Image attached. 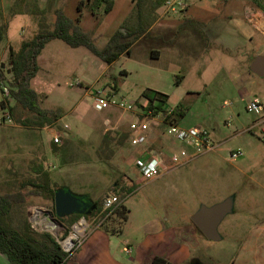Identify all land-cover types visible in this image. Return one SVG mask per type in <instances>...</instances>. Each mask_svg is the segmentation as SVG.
Returning a JSON list of instances; mask_svg holds the SVG:
<instances>
[{
	"label": "rangeland",
	"instance_id": "obj_1",
	"mask_svg": "<svg viewBox=\"0 0 264 264\" xmlns=\"http://www.w3.org/2000/svg\"><path fill=\"white\" fill-rule=\"evenodd\" d=\"M83 1L85 6L80 12V0H0L2 21L7 23L6 38L0 46L4 69L11 68L9 46L17 50L24 39L41 28L52 29L57 8L71 18L81 14L79 24L94 34L99 48L125 21L136 20L137 0H114V8L108 14L104 13L105 4L93 13V0ZM255 1L190 0V10L178 14L165 13L163 4L153 10L152 3L146 1L144 10L153 11V24L146 26L145 34L130 54L112 64L84 46L74 48L61 39L49 41L38 57L40 70L32 86L42 95V107L60 108L63 116L54 125L29 127L15 122L9 109L0 106V192L16 190L21 183L35 180V167L42 163L59 188L89 194L93 200H100L102 207L104 197L114 192L113 187L120 188L117 193L125 197L130 216L123 233L113 236L111 252L127 264H150L156 255L174 264H264V139L259 127L243 131L257 116L248 112L246 103L264 87V76L246 65L252 54L264 48V38L257 34L253 41L242 38V46L232 53L209 47L195 61L201 67L200 76L197 68H187L191 55L184 58L183 66L176 58L177 51L184 49L177 30L191 27L183 22L192 18L196 21L192 27L203 26L213 16L223 18L229 11H236L244 26L252 29L246 9L254 8ZM159 31L165 36H159ZM153 50L163 51L162 57H153ZM148 88L169 94L167 108L179 102L186 106L179 125L217 132L229 139L228 147L241 148L243 155L233 160L228 151H212L163 176L144 179L134 164L136 152L130 140L122 141V130L117 134L118 129L129 128L133 114L117 107L96 109L92 92L98 89L118 101L131 103L143 101L141 94ZM2 97L9 101L6 95ZM135 110L141 109L135 105ZM4 114L11 121L3 120ZM157 117L151 128L165 127L162 115ZM105 118L111 121L106 123ZM119 118L124 123L117 124ZM65 123L69 128L63 127ZM50 128L61 135L58 145L70 141V149L65 152L69 162L65 165L51 150ZM227 198L233 199V210L220 222L218 239H209L193 222L192 209L196 203L211 207ZM181 202L184 211L175 220L179 226L170 229L169 224L175 223L172 210L178 209ZM27 210L33 226L43 231L38 219L44 211L53 212L51 201L31 197ZM82 219L72 226L63 223L52 233L63 242L76 233ZM89 222L92 231L97 218L91 217ZM160 228H165L160 231L164 234H153ZM126 245L132 249L130 254ZM77 250L69 252L67 264L75 262L73 254Z\"/></svg>",
	"mask_w": 264,
	"mask_h": 264
},
{
	"label": "trees",
	"instance_id": "obj_2",
	"mask_svg": "<svg viewBox=\"0 0 264 264\" xmlns=\"http://www.w3.org/2000/svg\"><path fill=\"white\" fill-rule=\"evenodd\" d=\"M152 3L153 10L161 6L164 0H137L135 21H125L123 26L116 30L103 48L96 44V37L85 30L79 23L81 14L76 18L69 17L63 9H55V22L52 29L41 28L31 38L24 39L19 49L9 46L11 68L6 71L0 64V106L3 110L9 109L15 122L29 127H45L54 125L63 114L59 109L44 108L41 106L42 95L32 86V80L37 76L40 65L38 57L46 44L54 39H61L71 47H86L91 53L107 64H112L124 54H130L132 46L145 34L146 26H151L155 16L151 9L144 10L145 2ZM83 0L78 5L81 12L85 6ZM103 4L104 13L108 14L115 5L114 0H93L91 11L96 12ZM82 5V6H81ZM153 12V11H152ZM150 15V19H149ZM3 10L0 5V46L6 38L7 23L2 21ZM130 20V19H129ZM132 20V19H131ZM2 21V22H1ZM4 88H8L9 95L3 99ZM5 95V94H4ZM112 96V95H108ZM169 94L148 88L141 94L144 101L133 102L141 110L161 114L163 122L179 123L184 118L187 108L179 102L172 108H167ZM11 99L13 101H11ZM123 131L122 141L129 139L127 129H118L117 134ZM107 137V133L105 134ZM70 149V141L62 145L52 142L51 150L60 159V164H67L65 152ZM59 187L51 178L50 172L42 163L35 167V180L23 182L16 190L0 192V252L4 254L10 264H67L71 253L64 250L58 238L50 231L37 230L30 220L27 207L31 197H40L51 201L55 211V192ZM130 192V190H128ZM91 199V198H90ZM92 200V199H91ZM96 205L90 214L74 213L60 221L68 226L78 223L84 217L87 221L91 217L97 218L99 228L109 234H122L130 216V209L121 201L114 209H103L100 200H92ZM69 231L66 230V234ZM73 264H78L74 262ZM150 264H174L166 257L156 255Z\"/></svg>",
	"mask_w": 264,
	"mask_h": 264
},
{
	"label": "crops",
	"instance_id": "obj_3",
	"mask_svg": "<svg viewBox=\"0 0 264 264\" xmlns=\"http://www.w3.org/2000/svg\"><path fill=\"white\" fill-rule=\"evenodd\" d=\"M226 4L227 5L230 4L229 1H226ZM254 5H255L254 8L246 9V14L249 15L248 21L250 22L252 29L244 26L243 22L238 18V14L236 13V11H229L227 14H224L223 18H220V17L218 18L217 16H213L211 19H209V21H206L203 26L192 27L193 25L196 24L195 23L196 21H194L192 18L186 21L185 23L183 22V24H187V25L189 24L191 27L179 29L177 30L178 32L176 33L180 41L184 43L183 44L184 49L181 48L180 50L177 51L176 58L178 59L179 64L182 66L185 65L184 62L186 59L184 58H187L188 56L191 55L193 59H192V62H190L189 64H186L188 65L187 68L189 67L197 68L196 69L198 70L197 74L200 76L202 75V72L198 68H201V67L195 61L199 59V57L201 56V52H206L207 49H209V47H212V46L218 47L227 53H232L234 50H237L238 48L242 46L241 44L242 38L250 39L251 41H253L256 34L264 38V6L261 0H256ZM190 8H191V5L189 3L185 11L190 10ZM218 10L220 9L218 8ZM218 15H220V13H218ZM159 36L163 37L165 36V34H163L162 31H159ZM133 46L131 48V51L133 49ZM190 48H193L194 51H191ZM162 52L163 51L160 52L158 50H153L152 56L157 59H160L163 55ZM252 55L253 56L251 58L249 65H246V67H248V69L250 70H251L250 65L252 61L255 59V57L258 55H264V48L259 50L258 52H255ZM124 72L127 73L128 71L124 69ZM152 89L165 92L158 88H152ZM253 97H259L264 103V87L260 91L253 94L250 97V99ZM132 114H133V119H134L136 115L134 113ZM254 120L255 122L251 124L250 126H248L246 129H244L243 131L245 130L251 131L253 130V128L259 127L260 130L263 132L264 116L257 115L254 118ZM110 121L111 119L105 118L106 123ZM121 122L124 123V120L120 118L116 120L117 124H120ZM127 130L130 132L129 128H127ZM50 131L54 132L55 130L53 128H50ZM211 134L216 141H225L227 143L229 140L227 138H222L217 132L212 131ZM183 145H184L183 143H181L174 137L170 136L166 132V127H163V128L153 127V128H150V130L148 131L147 138L144 144L138 147H134L132 145L131 146L132 148L135 149V152L147 150V151L157 153L163 159L164 168L161 174V176H163L165 173L169 172L172 169L171 168L172 166L171 154L174 152H177ZM230 149L232 148L228 147L227 144H225L224 147H222L219 150L213 151V152H219V153H222L224 151L229 152ZM113 188H114V192L112 193L119 194L121 197V193H117V191H119L120 188H118L116 185ZM80 195H84L88 198H92V197H89L88 196L89 194H86V193L80 194ZM124 198L125 197H121V201H124ZM183 206H184V203L181 202V204H179L178 209L173 208L174 210H172V214H171L172 220L175 221L179 218V214L182 211H184ZM200 207H201V204L199 205L198 203H196V206L195 208L192 209V211L194 210L196 212L198 211ZM38 220H39V224L43 227L51 225L54 228H60L61 226H63V222L62 224H59L56 221H52V219H50V217L45 215L44 213L43 215L39 217ZM88 223L91 224V222L89 221ZM174 226H179V224L176 221L174 224H169L170 229L173 228ZM93 229L92 231H90L89 235L84 240L83 244L73 254L74 256L73 258L75 262H77L78 264H127L115 258L111 252V242L113 240V236L115 235L109 234L108 232H106L105 230L101 228L94 227ZM164 229L165 228H160L157 231H155L153 234H157L160 231H164ZM160 233H163V232H160ZM3 255L4 254L0 252V256H2L3 258L0 260V262L1 264H6L5 263L6 259L3 257Z\"/></svg>",
	"mask_w": 264,
	"mask_h": 264
},
{
	"label": "built area",
	"instance_id": "obj_4",
	"mask_svg": "<svg viewBox=\"0 0 264 264\" xmlns=\"http://www.w3.org/2000/svg\"><path fill=\"white\" fill-rule=\"evenodd\" d=\"M190 0H164L163 5L165 7V13L178 14L185 10L189 5ZM4 94L9 95L8 88H4ZM93 102L96 109L103 110L106 107H117L122 109H128L136 115V117L130 121L129 130L130 137L129 142L132 146L138 147L145 143L148 131L151 128V123L158 120V115L153 114L152 111H137L135 110V104L133 102L127 103L126 101H118L113 96L104 94L101 90H95L92 92ZM246 109L248 112L255 113L257 115L264 116V103L259 97H253L246 103ZM3 120L11 121L8 114H4ZM65 129L69 128L67 123L63 124ZM166 132L183 143L184 145L177 151L171 154V168L179 167L186 164L195 157L202 154L216 151L225 146V141H216L211 132L205 128L199 127H183L179 123H169L167 125ZM61 135L58 132H53L52 141L55 143H61ZM264 139V129L262 132ZM243 155L241 148L230 149L229 158L237 159ZM134 164L138 168L141 176L146 179H154L161 176L164 163L163 159L154 152L143 150L134 154ZM121 202L119 194L112 193L106 195L103 199V209H114L117 204ZM101 222H98L95 228H99ZM78 229L71 237L63 239L61 243L64 250L67 252H73L74 249L79 248L84 240L90 233L91 227L88 221L84 218L78 224ZM69 240V243H67ZM127 246V245H126ZM126 252L130 254L132 249L127 246Z\"/></svg>",
	"mask_w": 264,
	"mask_h": 264
},
{
	"label": "water",
	"instance_id": "obj_5",
	"mask_svg": "<svg viewBox=\"0 0 264 264\" xmlns=\"http://www.w3.org/2000/svg\"><path fill=\"white\" fill-rule=\"evenodd\" d=\"M4 67L5 64L2 63ZM250 68L260 76H264V55H258L252 61ZM96 205L84 195L77 194L67 187L58 188L55 192V212H44L52 221L62 224L59 220L74 213L90 214ZM233 210V199L216 203L211 207L201 205L198 211L192 216L193 222L199 230L209 239H218V226L226 214ZM53 226H45L43 231L52 232Z\"/></svg>",
	"mask_w": 264,
	"mask_h": 264
},
{
	"label": "bare ground",
	"instance_id": "obj_6",
	"mask_svg": "<svg viewBox=\"0 0 264 264\" xmlns=\"http://www.w3.org/2000/svg\"><path fill=\"white\" fill-rule=\"evenodd\" d=\"M67 243H69V240H67Z\"/></svg>",
	"mask_w": 264,
	"mask_h": 264
},
{
	"label": "flooded vegetation",
	"instance_id": "obj_7",
	"mask_svg": "<svg viewBox=\"0 0 264 264\" xmlns=\"http://www.w3.org/2000/svg\"><path fill=\"white\" fill-rule=\"evenodd\" d=\"M55 212V211H54ZM54 212H52V214H54Z\"/></svg>",
	"mask_w": 264,
	"mask_h": 264
}]
</instances>
